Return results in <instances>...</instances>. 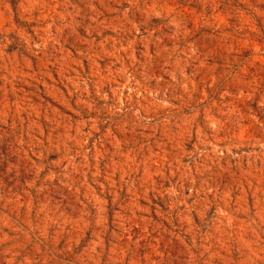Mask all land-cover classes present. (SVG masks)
Here are the masks:
<instances>
[{
  "label": "rangeland",
  "instance_id": "rangeland-1",
  "mask_svg": "<svg viewBox=\"0 0 264 264\" xmlns=\"http://www.w3.org/2000/svg\"><path fill=\"white\" fill-rule=\"evenodd\" d=\"M0 264H264V0H0Z\"/></svg>",
  "mask_w": 264,
  "mask_h": 264
}]
</instances>
